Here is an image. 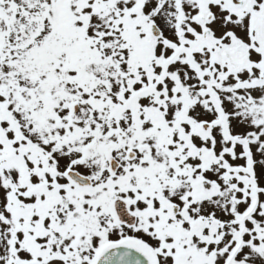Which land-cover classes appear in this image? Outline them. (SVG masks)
I'll list each match as a JSON object with an SVG mask.
<instances>
[{
	"label": "snow or ice",
	"instance_id": "snow-or-ice-1",
	"mask_svg": "<svg viewBox=\"0 0 264 264\" xmlns=\"http://www.w3.org/2000/svg\"><path fill=\"white\" fill-rule=\"evenodd\" d=\"M0 264H264V0H0Z\"/></svg>",
	"mask_w": 264,
	"mask_h": 264
}]
</instances>
